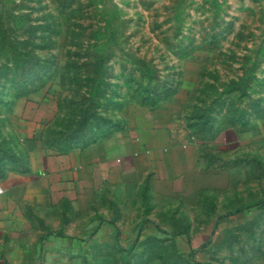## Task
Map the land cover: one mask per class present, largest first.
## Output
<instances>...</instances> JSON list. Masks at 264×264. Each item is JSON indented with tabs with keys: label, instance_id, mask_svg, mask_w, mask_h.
<instances>
[{
	"label": "rangeland",
	"instance_id": "rangeland-1",
	"mask_svg": "<svg viewBox=\"0 0 264 264\" xmlns=\"http://www.w3.org/2000/svg\"><path fill=\"white\" fill-rule=\"evenodd\" d=\"M138 105L219 157L217 189L63 199L57 155L130 129ZM215 112L247 131L212 143ZM4 190L0 264H264V0H0Z\"/></svg>",
	"mask_w": 264,
	"mask_h": 264
},
{
	"label": "crops",
	"instance_id": "crops-1",
	"mask_svg": "<svg viewBox=\"0 0 264 264\" xmlns=\"http://www.w3.org/2000/svg\"><path fill=\"white\" fill-rule=\"evenodd\" d=\"M138 106L149 115L133 118L130 129L124 126L110 136L57 155L58 166L51 174H56L62 183L63 199H89L97 190L124 188H131L133 198L137 195L140 199H206L205 191L217 189L219 157L202 155L204 158L200 159L199 154L206 146L190 127H186L188 143L185 144L172 129L158 127L159 120L149 106ZM219 117L215 112L212 143L224 131L239 137L249 127V118L245 116L244 121H234L228 127H221ZM78 188L80 192L76 191ZM44 192L49 191L43 189L39 194ZM50 192L48 197L56 195L52 189ZM13 195L12 190L0 192V227L6 226L7 214L10 215L12 204L16 202ZM23 200L28 202L29 199Z\"/></svg>",
	"mask_w": 264,
	"mask_h": 264
}]
</instances>
